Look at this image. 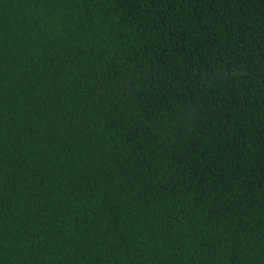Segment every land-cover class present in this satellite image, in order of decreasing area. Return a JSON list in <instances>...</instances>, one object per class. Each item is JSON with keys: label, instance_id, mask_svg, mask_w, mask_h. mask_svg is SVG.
I'll list each match as a JSON object with an SVG mask.
<instances>
[{"label": "trees", "instance_id": "trees-1", "mask_svg": "<svg viewBox=\"0 0 264 264\" xmlns=\"http://www.w3.org/2000/svg\"><path fill=\"white\" fill-rule=\"evenodd\" d=\"M0 264H264V0H0Z\"/></svg>", "mask_w": 264, "mask_h": 264}]
</instances>
